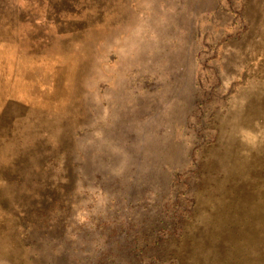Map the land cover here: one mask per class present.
I'll use <instances>...</instances> for the list:
<instances>
[{
    "label": "rangeland",
    "instance_id": "rangeland-1",
    "mask_svg": "<svg viewBox=\"0 0 264 264\" xmlns=\"http://www.w3.org/2000/svg\"><path fill=\"white\" fill-rule=\"evenodd\" d=\"M0 264H264V0H0Z\"/></svg>",
    "mask_w": 264,
    "mask_h": 264
}]
</instances>
